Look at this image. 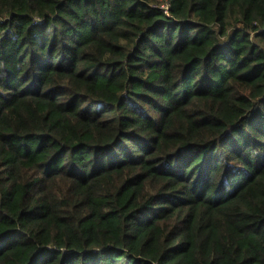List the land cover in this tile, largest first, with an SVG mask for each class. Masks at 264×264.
I'll return each instance as SVG.
<instances>
[{"label": "trees", "instance_id": "16d2710c", "mask_svg": "<svg viewBox=\"0 0 264 264\" xmlns=\"http://www.w3.org/2000/svg\"><path fill=\"white\" fill-rule=\"evenodd\" d=\"M0 264H264V0H0Z\"/></svg>", "mask_w": 264, "mask_h": 264}]
</instances>
